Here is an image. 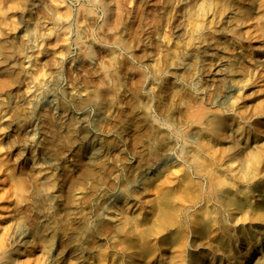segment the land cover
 <instances>
[{
  "label": "rangeland",
  "instance_id": "obj_1",
  "mask_svg": "<svg viewBox=\"0 0 264 264\" xmlns=\"http://www.w3.org/2000/svg\"><path fill=\"white\" fill-rule=\"evenodd\" d=\"M258 44L264 0H0V264H177L200 182L236 193L216 127L264 120Z\"/></svg>",
  "mask_w": 264,
  "mask_h": 264
},
{
  "label": "bare ground",
  "instance_id": "obj_2",
  "mask_svg": "<svg viewBox=\"0 0 264 264\" xmlns=\"http://www.w3.org/2000/svg\"><path fill=\"white\" fill-rule=\"evenodd\" d=\"M252 10L258 12L260 6L247 8L246 14ZM253 39L259 43L257 37ZM254 50L264 55V45L258 44ZM242 119L245 121L241 128H237L236 117L233 116L228 125H218L215 131L226 138L228 144L219 156L217 167L229 177V184L236 190L233 193L242 194L243 197L237 198L232 193L219 191L221 181L218 179L205 178L200 182L204 195L200 204L211 202L212 225L208 222L190 225L192 238L181 252L175 253L177 264H264V166L260 169L253 167V146L247 139L243 141L244 134L251 131L254 138L264 135V120L248 115ZM251 167L254 170L249 176L247 174ZM190 210L184 208L183 216ZM188 223L185 221V224ZM197 242L205 245L203 251L193 248ZM25 256L24 251H18L11 264H29ZM120 264H166V259L151 261L125 255Z\"/></svg>",
  "mask_w": 264,
  "mask_h": 264
}]
</instances>
